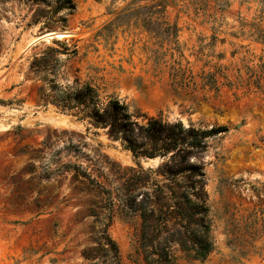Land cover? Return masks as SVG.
Listing matches in <instances>:
<instances>
[{"label": "rangeland", "instance_id": "rangeland-1", "mask_svg": "<svg viewBox=\"0 0 264 264\" xmlns=\"http://www.w3.org/2000/svg\"><path fill=\"white\" fill-rule=\"evenodd\" d=\"M71 1L0 0V264H146L131 200L151 186L132 169L169 157L135 160L88 101L64 109L85 86L136 116L227 126L192 158L213 250L197 258V221L187 250L171 245L178 264H264V90L251 75L264 74V0H167L163 14L158 0ZM50 32L70 35L33 43ZM182 67L190 89L176 81ZM177 222L163 240L179 238Z\"/></svg>", "mask_w": 264, "mask_h": 264}, {"label": "trees", "instance_id": "trees-1", "mask_svg": "<svg viewBox=\"0 0 264 264\" xmlns=\"http://www.w3.org/2000/svg\"><path fill=\"white\" fill-rule=\"evenodd\" d=\"M67 3L70 9H74L71 0H67ZM150 8L163 14L167 0H158ZM172 33L177 38V25L172 26ZM252 74V85L263 91L264 74L258 76L257 71ZM212 76L214 80L215 75ZM193 78L189 70L182 67L176 81H179L182 89H190L194 85ZM215 90L218 91V88ZM87 101V108H92L90 118L94 123L107 129L111 139L120 140L135 160L169 157L157 171L145 170L141 166L137 170L132 169L135 183L151 186L142 202L135 204L134 199L131 200L142 221L139 243L146 264H178L171 244H178L183 250L189 248L187 239L190 221H197L196 225L202 229V236L194 241V251L197 258L205 259L213 250L207 222L209 209L206 206L205 172L204 167L192 161V158L206 150L209 139L225 135L228 127L216 126L202 130L186 127L180 121L169 122L162 117H148L146 114L136 116L118 98L110 97L102 102L98 92L90 86L78 90L74 98L75 106L64 104L63 108L68 111L74 108L80 110ZM139 117H143L146 122H139ZM155 175L163 176L164 180H157ZM170 219L179 220L177 224L183 231H176L179 238L172 233L171 239L163 240L162 233L167 232Z\"/></svg>", "mask_w": 264, "mask_h": 264}, {"label": "bare ground", "instance_id": "bare-ground-1", "mask_svg": "<svg viewBox=\"0 0 264 264\" xmlns=\"http://www.w3.org/2000/svg\"><path fill=\"white\" fill-rule=\"evenodd\" d=\"M58 35L56 36V37H54V38H56V39H62V38H66L68 35H66L65 33H57ZM51 34H44L43 35V37H45V39H44V41H46V42H49V41H51V40H53L54 38H53V36H50ZM38 39V38H37ZM37 39H35V41H33V43L34 42H36L37 41ZM155 160H157V159H155ZM151 161V160H150Z\"/></svg>", "mask_w": 264, "mask_h": 264}, {"label": "water", "instance_id": "water-1", "mask_svg": "<svg viewBox=\"0 0 264 264\" xmlns=\"http://www.w3.org/2000/svg\"><path fill=\"white\" fill-rule=\"evenodd\" d=\"M57 33H58V32H50V33H48V34H51L50 36H53V38H54V37H56V36L58 35ZM65 34H66V35H70V33H68V32H66ZM44 39H45V37H43V35H42V36L38 37L37 41L34 42V43H37V42H39V41H44Z\"/></svg>", "mask_w": 264, "mask_h": 264}]
</instances>
